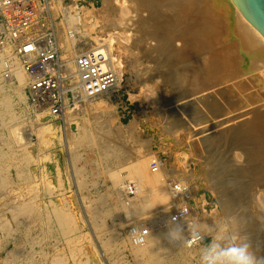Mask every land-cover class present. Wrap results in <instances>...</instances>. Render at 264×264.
<instances>
[{"label":"bare ground","instance_id":"obj_1","mask_svg":"<svg viewBox=\"0 0 264 264\" xmlns=\"http://www.w3.org/2000/svg\"><path fill=\"white\" fill-rule=\"evenodd\" d=\"M125 1L126 10L117 8L113 12L117 17L126 14L122 17L129 21L132 28L126 31L130 33L112 29L106 31L105 38L90 37L86 19L91 11L84 13L77 0L65 6L60 0H36V20L27 28L34 35L52 27L46 32H52L56 52L71 81L68 88L74 93L72 108L65 105L59 114L50 109L35 113L42 120L48 119V115L61 116L64 125H76V133H68L64 126L68 145L62 147L61 153L76 160L81 155L76 150L80 145L98 152L95 155L100 167L92 176L104 180V192L95 194L89 202L85 197L78 198V215L71 210L66 195L54 194L48 185L51 181L47 180L48 169L43 161L50 158L44 155L36 160V167H30L35 147L29 137H20L17 126L7 125L14 118L9 113L4 87L13 86L14 93L25 99L27 109L32 113L34 109L24 93L29 78L22 68L17 46L8 45L0 53V264H193L189 257L197 252L198 242H191L196 222L186 199L182 202L187 195L188 179L179 180L181 191L174 194L175 179L165 173V167H148L156 159L140 160L127 154L128 159L124 154L130 160L129 165H124L125 158L123 162L118 158L120 150L104 142L99 134L93 135L95 123L99 131L108 128L101 120L97 123L99 116L92 112H102L104 106H109L111 95L121 88V56L129 60V69L137 74L135 54L145 52L153 55L157 79L144 82L141 97L151 103L156 99L155 93L166 90L175 106L167 126L164 124L168 134H188L180 115H184L186 123L203 113L228 115L222 122L225 124L237 121L231 128V148L227 153L217 141L224 142L221 134L204 139L211 154L199 156L206 167L202 178L210 184L219 211L213 210L210 223L202 220L199 228L211 225L213 235V230L226 226L228 234L247 236L257 254L264 255V38L244 19L232 0ZM103 2L110 6L116 0ZM40 7L47 17L57 18L59 24L51 22L47 29L43 27L37 19ZM112 43H116L117 52L112 50ZM96 47L107 53L116 83L112 89L88 97L79 80L76 61ZM6 62L10 66L8 71ZM42 127L36 126L31 132L39 135V144L44 146L47 139ZM104 134L108 135V130ZM193 156L190 150L178 154L174 164L186 169ZM77 169L74 174L79 175ZM55 170L59 182L58 165ZM83 183L78 184L84 186ZM185 208L186 214H180ZM173 216L180 217L187 231L185 241L170 244L164 236L165 223ZM129 225L138 230V235L142 234L139 243Z\"/></svg>","mask_w":264,"mask_h":264},{"label":"rangeland","instance_id":"obj_2","mask_svg":"<svg viewBox=\"0 0 264 264\" xmlns=\"http://www.w3.org/2000/svg\"><path fill=\"white\" fill-rule=\"evenodd\" d=\"M48 1L51 2V0ZM73 1L74 0H60V4L65 6L66 4H69ZM77 6L79 9H84V13L86 11H91L89 13L90 17L86 19L88 22V28L91 30V33L89 32L90 37L97 35L98 38H105L107 36L106 31L112 29L114 31H125L130 33V30H126L129 28L131 29L132 27L130 26L129 21L122 17L126 14H120L119 17H117L113 12V9L117 8H124V10H126L127 2L125 0H116V2L110 6L105 4L103 0H77ZM82 12L83 11H81V13ZM37 16V19L40 18L38 21L41 22L43 27L46 29L50 26L51 22L56 23L57 25L59 24V20L57 18L54 17V20H52L53 18L51 19L49 16L48 18L47 14L42 11L41 7L38 9ZM93 22H95V25H92ZM47 30L41 31L40 34H45ZM113 40L115 41V39ZM112 45V50L117 52L116 43H112ZM59 53L62 55L61 52ZM121 59L124 63L121 88L119 91L111 95L110 102L108 104L109 106H104L102 112H92L93 115L98 114L99 116V121L97 123L102 121V124L106 125V127L110 129V132L107 128L109 134L105 135L104 133L105 131L107 132V130L102 131L100 129L99 131L97 126H95V123L93 124V128L96 129V133H94L95 131H93L94 129L92 128L93 135L97 136V134H99L98 137L102 140H105L104 142H106L108 145L112 144L114 145L113 147H115V149H118V151L120 150L119 154H121L122 157L119 156L118 158L121 162L124 161L125 157L130 159L131 155V158L137 157L140 160L143 158L147 161H153V159H156V161L150 162L148 165L150 169H153L152 164L160 159L161 165L165 167V173L168 172L170 174H168L170 178L175 179L174 181L177 179V181L181 179L186 181L188 179L186 181L187 195H185V198L183 196L182 202L184 203V200L186 199L185 202L192 209L194 215L192 220L196 222V228L200 227L202 220L204 223L209 224L213 218L212 216L214 215L211 212L213 210V213L219 211V205L214 193L210 190V184H208L205 178H202L206 171V167H203V165L200 163L201 160L199 156H201V154L209 153V149L207 150L206 146L203 144L205 137H214V135L220 134V136H224V142H220L219 140L217 141L220 143L221 147L224 146V151L227 153L231 148V142L229 140L233 132V129L231 128L233 127V123L237 121H230L232 124L229 122L225 124L222 122L226 121V117L228 115L212 116L203 113L198 115L199 118L192 119V122L188 121V123H186V120L183 117L184 115H180L182 117L181 120L184 128L185 126L187 128V131H185L188 132V134L184 132L185 135H182L180 133L181 137L168 134L164 124L167 126L166 123L168 122L169 117H171L175 111V106L166 93V90L164 93H155L156 99H154L155 101H152L151 103L141 97V89L144 86V82L149 79L154 81L157 79V73L154 71V66H152L153 55L147 54L146 52L144 54H135V64L137 67L136 70L138 71L137 74H135L133 70L129 69V60L125 56H121ZM3 91L8 95L10 104L9 113L14 118V120L8 122L7 125L14 124L12 127L17 126L20 137L22 139L29 137L31 144L35 147L34 152L32 150V164L30 167H36V162L39 161L44 155H47V157L50 159L43 161V163H45V166L48 169L49 176H47V180L51 181L48 185L53 188L52 192L54 194L66 195L69 205L71 206V210L75 215H78V198H81V196L82 198L85 197L89 202L91 199L96 197L95 194L104 192V180L102 178L92 176V172L100 167V163L96 159V155H98L97 150L95 148L90 149L84 145H80L76 148V150L79 152L78 156L81 153L79 157H83L81 159L78 157V162L77 159H71L69 154L61 153L62 147L66 146V144L68 145V143L65 142L64 126L67 127L68 133H76V125H74L73 122H69L68 124L66 123L67 125H64L63 121H60L61 116L57 118L54 115H48L50 116L48 119L42 120L43 117L37 115L38 113H35L34 111L32 113V111L30 112V109H27L28 105L25 103V99L20 98V96L14 93L13 86L4 87ZM66 101L65 104H68L70 102V97L68 98V101ZM70 107L72 108V104ZM106 110L109 112L108 115ZM89 114L92 116L91 113ZM109 115H111L110 118L108 117ZM104 122H106V124ZM42 125L45 128V131H43V136L45 139H47V141L45 140L46 143L44 146L39 144L42 141L39 140V135L31 132L34 130V128H36V126ZM227 125H230V128H228L229 126ZM97 130L99 133H97ZM176 132L183 133V131L178 130H176ZM184 137L187 138L185 139ZM112 145L110 146L111 148ZM188 145H190V147H188ZM189 150L191 153L192 151L194 152L195 157L193 156L191 159L189 158L190 160L187 164L188 169L176 166L174 164L176 162L174 157L181 153L187 154ZM124 154L125 157L123 156ZM127 154H130V157H127ZM66 155H68L69 158ZM126 158L125 160L127 162L124 161L123 163L124 165H129L130 160L128 161ZM56 160L58 161L56 162ZM71 161H73V163H71ZM91 161L93 162L91 163ZM95 163L98 164V167ZM74 164L75 166L73 167ZM55 165H58L59 167V182L56 179L58 172L55 170ZM72 168H75V171L76 168H79L77 169L80 171L79 175L76 173L74 174L75 171ZM185 173L187 174V177L185 176ZM56 181L60 184L61 189L59 186V188H57L58 183ZM101 181L102 186H100ZM91 182H95V185ZM78 183H83L84 186H79ZM79 187L83 188L78 190ZM209 226L211 225H207L201 229L199 228L203 239H201L195 247L197 250L196 254L189 257L193 264H196V261L199 260V249L208 243V238L212 235V227L210 228ZM128 229L133 230L135 227L129 225Z\"/></svg>","mask_w":264,"mask_h":264},{"label":"built area","instance_id":"obj_3","mask_svg":"<svg viewBox=\"0 0 264 264\" xmlns=\"http://www.w3.org/2000/svg\"><path fill=\"white\" fill-rule=\"evenodd\" d=\"M37 3L36 0H0V53L8 45L17 46L22 68L29 78L24 93L34 112L50 109L59 114L63 112L65 105L73 104L74 93L68 88L71 81L65 74L63 63L56 52L52 32L41 35L36 31L32 35L27 31L32 20H36ZM17 37L20 39L17 40ZM9 67L6 62V71ZM76 70L83 91L88 97L104 93L116 83L109 57L102 47L88 50L80 56L76 61ZM69 97L70 102L65 104ZM160 165L159 159L152 167L157 169ZM173 182V192L179 194L182 186L179 181ZM186 212L185 208L180 214L185 215ZM199 241L191 240L192 243Z\"/></svg>","mask_w":264,"mask_h":264},{"label":"clouds","instance_id":"obj_4","mask_svg":"<svg viewBox=\"0 0 264 264\" xmlns=\"http://www.w3.org/2000/svg\"><path fill=\"white\" fill-rule=\"evenodd\" d=\"M169 224L173 227H169ZM165 238L170 244L185 239V226L180 217L173 216L165 223ZM214 234L208 238V243L199 249V264H264V255H258L253 249L247 236L228 234L227 227L221 226L213 230ZM139 243L142 234L133 229L131 233ZM191 236L196 241L203 239L199 228L191 230Z\"/></svg>","mask_w":264,"mask_h":264},{"label":"water","instance_id":"obj_5","mask_svg":"<svg viewBox=\"0 0 264 264\" xmlns=\"http://www.w3.org/2000/svg\"><path fill=\"white\" fill-rule=\"evenodd\" d=\"M238 11L264 38V0H232Z\"/></svg>","mask_w":264,"mask_h":264}]
</instances>
